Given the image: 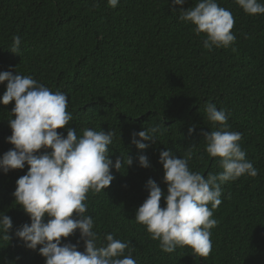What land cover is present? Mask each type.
Masks as SVG:
<instances>
[{"label": "trees", "instance_id": "trees-1", "mask_svg": "<svg viewBox=\"0 0 264 264\" xmlns=\"http://www.w3.org/2000/svg\"><path fill=\"white\" fill-rule=\"evenodd\" d=\"M196 3L120 0L112 8L107 0H0V72L31 76L64 93L72 115L69 126L57 130L64 136L68 127L78 136L85 129L114 132L109 155L113 164L121 156L124 165L112 169L107 189L89 192L85 201L101 240L110 233L130 242L124 254L131 251L137 264H264V14L250 16L235 0H217L234 17L236 40L229 48L207 50L205 37L179 20V13ZM15 36L21 39L17 54L10 52ZM6 83L0 84V98ZM208 103L229 114L228 130L242 134L241 147L258 175L223 186L207 257L194 256L188 248L165 253L135 222V212L148 197L149 179L167 194L159 163L163 150L178 158L191 151L190 170L205 177L221 171L202 137L218 130L205 118ZM13 107L14 101L0 104V157L13 148L6 142ZM158 124L167 128L145 150L131 143L133 133ZM190 128H195L191 135ZM127 155L133 159L128 168ZM140 155L148 157L149 168L138 165ZM27 171V165L0 171V213L13 224L10 240L0 234V264H45L39 246L29 250L14 235L30 224L13 196L16 181ZM160 205L165 207L163 196ZM61 243L84 251L78 231Z\"/></svg>", "mask_w": 264, "mask_h": 264}, {"label": "clouds", "instance_id": "clouds-1", "mask_svg": "<svg viewBox=\"0 0 264 264\" xmlns=\"http://www.w3.org/2000/svg\"><path fill=\"white\" fill-rule=\"evenodd\" d=\"M119 2L107 0L112 8ZM184 3L185 0H172V6ZM235 3L250 16L264 14V3L260 0H235ZM179 20L191 24L197 36L205 37L203 47L207 50L229 48L236 40L231 31L234 17L217 0H197L193 7L179 13ZM20 44V37H13L10 52L17 54ZM5 82L6 91L0 104L7 106L14 101L12 118L8 120L11 135L6 137L13 148L0 157V171L7 174L28 166L27 173L16 181L13 196L15 204L30 217V224L18 228L15 237L29 250L35 251L39 246L45 264H137L131 251L127 256L124 254L130 242L116 239L110 233L101 240L93 230V218L86 214L87 194L107 189L114 179L112 169L118 171L124 165L121 156L113 164L109 155L114 132L85 129L78 136L76 129L68 127L64 136L57 130L65 129L72 120L64 93L53 92L31 76L17 72L14 75L12 71L0 72V84ZM204 111L212 127H218L202 133L205 151L217 158L221 171L205 177L190 170L191 151L178 158L170 149L163 150L159 163L167 194L149 179L145 185L148 197L135 212V222L145 226L165 253L188 248L194 256L207 257L212 250L210 230L218 223L212 218L213 212L222 202L223 186L244 175L252 178L258 175L241 147L242 134L228 130L229 114L213 103L206 104ZM166 128L158 124L133 133L131 143L143 151ZM194 131L195 128H190L189 134ZM126 163L127 168L133 164L128 155ZM138 165L149 168L148 157L140 155ZM12 227L11 217L0 213V234L4 239L10 240ZM77 231L84 241L83 252L77 245L61 243Z\"/></svg>", "mask_w": 264, "mask_h": 264}]
</instances>
